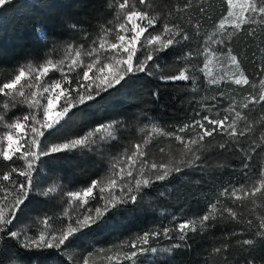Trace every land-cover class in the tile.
<instances>
[{
    "label": "trees",
    "instance_id": "16d2710c",
    "mask_svg": "<svg viewBox=\"0 0 264 264\" xmlns=\"http://www.w3.org/2000/svg\"><path fill=\"white\" fill-rule=\"evenodd\" d=\"M116 0H5L0 5V81L10 79L20 67L26 70L30 66L35 70L51 61L52 64L63 69L70 79L76 78V72H68L67 65L76 59L74 51L80 45L89 48L94 38L103 34V30L117 23L114 13ZM184 0H152L151 12L156 14L168 13L174 6H182ZM205 8V13L199 12V7ZM225 0H192V7L186 12L173 11L165 23H178L189 34V41L175 47L171 56H161L158 69L153 68L151 75L138 74L128 80L123 87L117 85L103 93L96 100L86 101L79 106H70L66 116L60 119L54 128L59 131L49 136L46 130L41 142L47 140L50 144L69 142L72 139L83 138L89 132L88 150L77 148L53 156L45 157L40 168L39 191L47 192V196L37 195L28 208L23 209L22 227L30 236L44 230L59 235L66 231L69 225L75 227L74 221L82 218L84 210L93 209L107 201L110 192L117 197V189H109L108 185L99 186L93 190L85 205L82 201L72 198L71 192L81 191L91 185L93 181L109 180L110 177H123L121 173L125 158V165L133 173L139 171L140 160L135 165L129 162V156L135 150L136 144L147 154L144 159L152 161H167L170 157L178 158L179 145L171 138L160 133H173L178 127L200 119L204 115L223 118H234V113L225 111L230 104H235L253 131L250 136L242 137L236 146L226 136L219 135L205 139L203 149V168L205 171L186 169L179 174L173 173L162 182H155L144 187L137 195L135 205L128 204L119 210L113 208L104 216L102 225H93L76 232L66 245L60 250L41 249L26 250L11 238L0 240V262L3 264H117V255L122 264L125 252L130 251L129 245L146 231L162 230L164 227L172 229V240L162 236L149 241L150 246L159 248L170 247L176 240V226L180 222L195 221L196 232H188L187 246L174 250L171 255L145 252L137 257L138 264H164L172 260L173 264H237L251 256L264 264V238L255 237L258 220L264 217V197L257 196L241 202L230 201L223 189L249 185L247 176L259 179L264 175V104L253 106L248 103L250 96L259 98L264 95V30L256 28L258 35L253 38L247 34L248 26L241 32L226 35L228 47L237 57L242 74L249 81V86H238L234 80L226 79L210 84L204 72L206 60L203 50L210 45V39H215L219 20L226 15ZM199 24V30L194 25ZM72 25L76 28L73 29ZM38 29L43 34L38 36ZM156 31H161V25H156ZM87 37V39H85ZM108 42L111 38L108 37ZM211 47L217 46L212 44ZM150 49L151 46L146 45ZM169 51H172L170 48ZM191 52L192 56L187 54ZM140 53L138 52V55ZM83 63L87 58L80 57ZM103 60V56L100 57ZM151 67V62L149 64ZM192 69L193 79L188 82L167 81L162 77L172 75L183 67ZM91 75V73H90ZM61 73L51 69L48 77L59 79ZM23 83V81H22ZM66 87V81H61ZM123 84V82H122ZM27 91V90H26ZM71 91V89H69ZM223 91L224 95L219 96ZM38 96L40 90L37 89ZM47 95V94H45ZM77 104L75 96L65 92L56 102V108L62 111L65 98ZM4 100L0 99V115H5ZM44 103L43 100L40 101ZM25 111L28 109L22 106ZM219 109V114H217ZM21 114L20 108L7 110L4 122L0 123V145L6 143L5 133L9 131L7 125L12 122L13 115ZM39 119V115L37 116ZM122 120L124 126L120 129H103L96 133L94 129L113 120ZM244 121H238V127H243ZM131 125L138 129L135 134L125 137L124 130ZM153 127L158 132H152ZM27 128L21 137L25 136ZM185 137L194 135L190 129L185 133H178ZM147 141V143H144ZM225 143L229 147L220 149L218 144ZM255 146V153H251ZM164 151L161 152L160 149ZM252 159L248 161V168H243L247 154ZM59 157V158H57ZM23 161H18L22 164ZM127 168L126 171L129 169ZM7 165L0 160V172L8 171ZM147 173V169H145ZM247 174V176H246ZM35 177V174H34ZM138 179L147 178L137 175ZM119 185L121 183L118 178ZM134 186V182L130 184ZM103 187L104 199H100L99 189ZM124 187V186H123ZM129 187V186H128ZM108 188V189H107ZM51 189V191H49ZM219 201L217 205V219L215 222L200 224V219H190L191 213L198 210L201 216L210 211V205ZM75 204L79 209L72 208ZM221 207H231L237 213L239 222L227 216H220ZM94 211L92 215H94ZM47 218V224L42 221ZM175 218V221H173ZM252 220L249 228L247 221ZM247 229V230H246ZM244 239H254L253 246L239 243ZM183 243V242H181ZM227 244V249L224 245ZM66 248V250H65ZM220 248V252L215 249ZM70 257V258H69Z\"/></svg>",
    "mask_w": 264,
    "mask_h": 264
},
{
    "label": "snow or ice",
    "instance_id": "6c2138e0",
    "mask_svg": "<svg viewBox=\"0 0 264 264\" xmlns=\"http://www.w3.org/2000/svg\"><path fill=\"white\" fill-rule=\"evenodd\" d=\"M225 3L227 4V12L216 26L217 31L214 33L216 38H209L210 45L204 48L202 54L205 60L218 54L226 55L234 65L238 66L237 57L232 54V49L227 46L226 35L230 36L232 34L229 29L233 32L244 31L245 25L248 26L247 34L253 38L258 35L256 28L253 26H259L264 30V0H244L238 12L233 11L234 0H225ZM4 4L5 0H0V5ZM191 7L192 0H184L182 6L176 5L168 13L161 16L158 13L151 12L152 0H116L114 13L117 23L105 28L102 35L92 40L89 48L80 45L74 51L76 59L71 60V63L67 65L68 72H72L77 68L81 69V71L76 72L74 80L70 79L67 74H63L62 68L49 61L35 70H32L30 66L27 70L25 67H20L10 79L0 81V99L4 100L5 115H7V110L13 108H20L21 111L19 116L14 114L10 118L12 122L7 125L10 130L5 133L6 143L0 145V160L9 169L0 172V240L5 237L11 238L17 245L26 250L39 251L53 248L60 250L66 245V241L70 243L69 237H72L76 232L91 228L93 225L101 226L104 216L111 209L119 210L128 204L135 205L137 195L141 193L142 188L155 182L165 181L173 173L179 174L186 169L205 171L202 156L204 155L203 149L205 148L206 138H214L216 135L226 136L232 142V146H236L240 138L250 136L253 131L252 125L241 115L234 103L230 104L225 111L230 110L231 113H234V118L231 121H229L228 115L223 118H216L206 114L200 119L178 127L173 133H160V135L174 139L178 143V158L170 157L167 161L159 162L149 161L144 159L147 154L141 149V144H136L134 146L135 150L129 156V162L134 166L135 160L133 158H138L141 164L139 168L140 176L144 177L146 175L147 178H136L134 179V186L127 188L123 187L126 181L122 176L118 177L121 181L119 186H117L116 178L111 179L108 186L112 189L118 188L119 197L114 192H110L102 207L86 208L82 218H77L74 221L75 227L69 225L67 230L61 231L58 236L51 232L46 235L44 230L30 236L21 226L24 217L23 209L28 208L38 194L48 195L47 192L39 191L38 193L37 191L40 185L39 170L43 166V158L65 151L70 152L77 148L88 150L87 142L92 132H89L83 138L72 139L65 143L50 144L45 140L42 144L41 137L45 135L46 130H52L49 131V136H54L59 131L58 128H54V124L51 122L54 103L65 92H69V96L77 98L76 105H73L67 97L65 98L61 112V118H63L67 115L70 106H79L85 104L86 101L96 100L97 97H101L103 93L116 88L117 85L123 87L130 78L136 77L140 73L151 75L153 68L158 69V60L162 55H173L176 46L183 45L190 39L188 32L180 24L175 22L169 24L164 21L171 17L173 11L186 12ZM205 11L203 6L199 7L201 14H204ZM158 23L161 25L160 32L156 31ZM194 27L199 30L198 23ZM72 28L75 29L76 26L72 25ZM108 37L111 38L110 43ZM212 44L217 47H211ZM146 45L151 46V48H146ZM170 48L172 51H169ZM82 55L87 58V63H83L80 59ZM101 56H103V60L100 59ZM187 56L191 57L192 53L189 52ZM150 62L151 67L149 66ZM207 67L208 65L205 64L204 68ZM51 69L61 73V77L59 79L49 78L42 83L41 78L48 77ZM260 71L264 72V67ZM193 75L192 69L185 66L172 75L162 77V79L173 82H188L193 79ZM62 80L66 81V87L62 86ZM208 82L210 84L217 83L214 78ZM234 84L249 86L250 81L241 74L239 78L234 80ZM37 89L40 90L39 96ZM223 95L224 93L221 91L219 96L222 97ZM41 100L44 101L43 104L40 103ZM249 104L253 106L264 104V95L259 98L250 96L248 103H245L243 108L247 109ZM25 105L27 111L22 107ZM219 111L217 109V114H219ZM5 115H0V123L4 122ZM38 115L39 119L37 118ZM238 121H244L243 127H238ZM55 123L59 124L60 120L57 119ZM123 126L124 122L117 119L97 126L94 131L100 133L103 129L118 130ZM25 128H27V133L21 137L23 139V143H21L20 140L16 139L14 133L24 132ZM190 129L195 131L194 135L185 137L178 134L185 133ZM152 132H158V129L153 127ZM262 140H264V137H262ZM144 143H147V141H144ZM217 147L225 149L229 145L220 143ZM261 150H264V147ZM160 151L163 152L164 149L161 148ZM255 151L256 148L253 146L251 153H255ZM251 153L245 157L243 163L245 169L248 168V161L252 159ZM18 161H23V163L18 164ZM145 169H147V173H145ZM120 172L123 173L124 169H120ZM126 174L128 177H132V169L130 168ZM247 179L250 181L247 186L241 185L223 189L224 194L230 201L243 203L245 199L255 198L257 194L264 197V175H261L259 179L247 176ZM97 183H99L98 180L93 181L83 192V195L79 191L71 192L70 195L82 200V203L87 205L88 200L83 199V197H91ZM104 192L105 189L101 187L99 194L102 200L104 199ZM218 203L219 201L213 202L209 206L211 210L206 211L199 218L201 225L216 221ZM93 211L94 215H92ZM219 215L222 217L227 216L233 221L239 222L237 213L231 207H221ZM173 221H175V218H173ZM47 222V218L42 221L43 224H47ZM247 224L251 228L253 221L248 220ZM194 225L195 221L180 222L175 229L178 242L162 249L150 246V238L157 239L162 236L166 240H172L173 237L170 235L172 229L164 227L162 230L146 231L129 245L131 250L125 252L122 259L127 261L128 264H138V255L145 252L164 253L170 256L174 250L187 246L188 232H196ZM254 236L264 238V217L259 218ZM239 243L253 246L255 240L244 239ZM224 249H227V244L224 245ZM215 251L220 252L221 249L216 248ZM0 264H3V262H0ZM117 264H122L119 255H117ZM164 264H173V261L168 260ZM237 264H258V261L249 255L244 260L238 261Z\"/></svg>",
    "mask_w": 264,
    "mask_h": 264
},
{
    "label": "rangeland",
    "instance_id": "374dc122",
    "mask_svg": "<svg viewBox=\"0 0 264 264\" xmlns=\"http://www.w3.org/2000/svg\"><path fill=\"white\" fill-rule=\"evenodd\" d=\"M244 3V0H234V7H233V11L234 12H238L239 11V8H240V5H242ZM38 36L39 38H42L43 37V34L41 33V31L38 29ZM205 64L208 65L207 68H204V72L206 74V77L208 78V80L214 78L216 81H222V80H226V79H231V80H235L237 78H239V76L242 74V71L239 67V65H234L231 60L226 56V55H217V56H214V57H209ZM57 102V101H56ZM61 112L60 110H58L56 108V103H54L53 105V110H52V118H51V122L55 125V121L57 119H61ZM137 128L136 126L134 127L133 125H131L128 129L124 130V135L125 137H130L132 136V134H135L137 132ZM16 139L19 140V136L22 135L21 132H17V133H14ZM121 162L123 163V166H122V169H124V172H125V175L127 173V168L128 166L125 165V158L121 160ZM129 169V168H128ZM139 174V171H136L133 173V176L132 177H128L127 176V180L126 183L123 184V186L125 188H127L128 186H130L131 183L134 182V179L138 178L137 175ZM115 177H110L109 180L107 181L105 178L102 179L101 181H99V183H97V186L95 189H97L99 186H105V185H108L109 181L111 179H114ZM117 179V186H119V181H118V178ZM109 188V186H108ZM107 188V189H108ZM109 189H112V188H109ZM86 190L85 189H82L81 191V194L83 195V192ZM76 200H78L77 198L75 197H72ZM84 198V197H83ZM79 201H82V200H79ZM72 208L74 209H79V207H77L75 204L72 205ZM201 217V213H199L198 210H194L192 213H191V218L190 219H198ZM159 249V248H158ZM161 249V248H160ZM154 254H158L159 256H162L163 253H154Z\"/></svg>",
    "mask_w": 264,
    "mask_h": 264
}]
</instances>
